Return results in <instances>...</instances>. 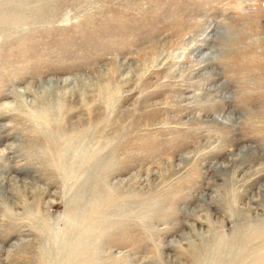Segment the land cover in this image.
<instances>
[{
	"label": "rangeland",
	"instance_id": "rangeland-1",
	"mask_svg": "<svg viewBox=\"0 0 264 264\" xmlns=\"http://www.w3.org/2000/svg\"><path fill=\"white\" fill-rule=\"evenodd\" d=\"M200 263L264 264V0H0V264Z\"/></svg>",
	"mask_w": 264,
	"mask_h": 264
},
{
	"label": "bare ground",
	"instance_id": "bare-ground-1",
	"mask_svg": "<svg viewBox=\"0 0 264 264\" xmlns=\"http://www.w3.org/2000/svg\"><path fill=\"white\" fill-rule=\"evenodd\" d=\"M240 154H238L237 156H239V158L240 159H242V161H243V159H245V158H247V156H249V157H251V154L250 153H248L247 154V152H246V150L244 149V150H240V152H239ZM245 161V160H244ZM223 164V163H222ZM225 164V163H224ZM223 164V165H224ZM226 166L227 165H224V166H222V168H226ZM229 166V165H228ZM228 168V167H227ZM210 248V247H209ZM211 249H212V247H211ZM216 256H217V254H216ZM218 258V257H217ZM216 259V258H215ZM201 264V263H200Z\"/></svg>",
	"mask_w": 264,
	"mask_h": 264
}]
</instances>
